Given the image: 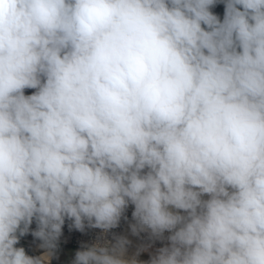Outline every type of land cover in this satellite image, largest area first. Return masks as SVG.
<instances>
[{"label":"clouds","instance_id":"1","mask_svg":"<svg viewBox=\"0 0 264 264\" xmlns=\"http://www.w3.org/2000/svg\"><path fill=\"white\" fill-rule=\"evenodd\" d=\"M129 205L72 264H264V0H0V264Z\"/></svg>","mask_w":264,"mask_h":264},{"label":"built area","instance_id":"2","mask_svg":"<svg viewBox=\"0 0 264 264\" xmlns=\"http://www.w3.org/2000/svg\"><path fill=\"white\" fill-rule=\"evenodd\" d=\"M133 210L134 206L129 205L124 213V216H126L127 219H124L122 217L119 226L117 228L111 229L107 234H103L101 229L88 228L87 226L85 227L84 232H80L75 229L70 230L68 225L71 223V221L66 220L65 225L62 229V236L60 237L58 246L66 245L78 251L81 250L82 246L84 245L91 246L92 244L97 243L98 240L101 239V237L112 241L113 235L125 236L128 240L131 241V244L127 248L126 257L134 250H136V248H140L142 246H148L155 249L166 246L169 243L167 237L171 235V233L168 231L164 233L165 238L162 241L150 239L149 232L147 231L141 232L138 236L132 235L130 224L135 223L132 218ZM21 244L27 245L28 250L30 248V251L34 252V245L37 244V242L34 239L21 237L18 245Z\"/></svg>","mask_w":264,"mask_h":264},{"label":"crops","instance_id":"3","mask_svg":"<svg viewBox=\"0 0 264 264\" xmlns=\"http://www.w3.org/2000/svg\"><path fill=\"white\" fill-rule=\"evenodd\" d=\"M211 11L214 14H216L221 20H223L224 5L222 3L217 4L215 7H213L211 9ZM35 228H36V224H35V222H33V224L30 226V229L35 230ZM31 230H30L29 234H27L23 237L35 239L31 235ZM21 245H25V244H21ZM25 246H27V245H25ZM143 247H145L147 250L140 253L139 261L147 262V261H149L150 257L156 253L157 249L151 248L148 246H143ZM58 248L59 249L57 250V252L55 254L53 264H72V261L74 260V257H75L76 250L74 248H72L70 246H66V245H59ZM35 250H36V247H35ZM28 255L33 256V252L30 251V248L28 251ZM137 259H138V257H137Z\"/></svg>","mask_w":264,"mask_h":264},{"label":"bare ground","instance_id":"4","mask_svg":"<svg viewBox=\"0 0 264 264\" xmlns=\"http://www.w3.org/2000/svg\"><path fill=\"white\" fill-rule=\"evenodd\" d=\"M39 245H40V243H37V244H35V247H36V250L39 251L38 252L40 254L39 257H41V256H44L46 254V252L42 253V251H44L45 249L40 248ZM137 249L138 248H136V250H134L132 253H130L126 258H131L136 253ZM53 255H54V253L49 257V259L47 261L44 262V264H51L52 259H53Z\"/></svg>","mask_w":264,"mask_h":264},{"label":"rangeland","instance_id":"5","mask_svg":"<svg viewBox=\"0 0 264 264\" xmlns=\"http://www.w3.org/2000/svg\"><path fill=\"white\" fill-rule=\"evenodd\" d=\"M34 91H35L34 89H25V94H26V95H30V94H32ZM34 240H35L37 243H41L38 239H34ZM58 247H59V246H58ZM58 249H59V248H57V249L55 250V252H54V255H53V259H52V263H51V264H53L55 254H56V252H57ZM38 252H39V251L35 250V245H34L33 256H34V257H39L40 254H39ZM45 252H46V250L42 251V253H45ZM138 260H139V256H138Z\"/></svg>","mask_w":264,"mask_h":264},{"label":"water","instance_id":"6","mask_svg":"<svg viewBox=\"0 0 264 264\" xmlns=\"http://www.w3.org/2000/svg\"><path fill=\"white\" fill-rule=\"evenodd\" d=\"M17 247H23L25 249L26 254H28V246L25 245H17Z\"/></svg>","mask_w":264,"mask_h":264}]
</instances>
